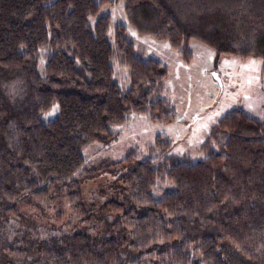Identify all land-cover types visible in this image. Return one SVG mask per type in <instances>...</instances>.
I'll return each mask as SVG.
<instances>
[{"label": "trees", "instance_id": "trees-1", "mask_svg": "<svg viewBox=\"0 0 264 264\" xmlns=\"http://www.w3.org/2000/svg\"><path fill=\"white\" fill-rule=\"evenodd\" d=\"M115 1L0 0V264H233L232 251L264 264V119L227 113L197 162L158 136L119 161L86 163L83 149L111 143L130 114L175 115L165 67L136 56L123 27L108 37L99 13ZM121 1L139 34L168 41L184 63L195 40L260 59L264 74V0ZM105 172L112 189L83 198V183Z\"/></svg>", "mask_w": 264, "mask_h": 264}, {"label": "rangeland", "instance_id": "rangeland-1", "mask_svg": "<svg viewBox=\"0 0 264 264\" xmlns=\"http://www.w3.org/2000/svg\"><path fill=\"white\" fill-rule=\"evenodd\" d=\"M106 14L110 16L112 25L108 37L113 38L114 26L123 27L136 56L154 59L165 67V97L175 115L169 123L152 124L144 116L130 114L129 120L115 129L118 134L111 143H90L83 149V156L89 166L119 161L132 149L143 152L158 136L170 142L171 154L187 155L190 162H197L203 158L198 151L199 145L213 125L227 113L241 110L250 117L264 119L262 60L236 55L218 56L213 49L191 40L188 44L191 60L187 64L170 47L168 41L139 34L130 25L121 0L103 6L99 15ZM96 18L90 19L91 26ZM115 79L121 90L129 89V79L124 68L115 67ZM55 113L56 107H53L41 117L43 120L52 119ZM114 175L105 172L85 181L82 197L86 200L91 197V200L98 199L97 192L110 189ZM30 222L37 224V220H34L36 223ZM100 230L95 229L98 233ZM65 235L62 233V236ZM230 258L233 264H242V260L233 251Z\"/></svg>", "mask_w": 264, "mask_h": 264}]
</instances>
